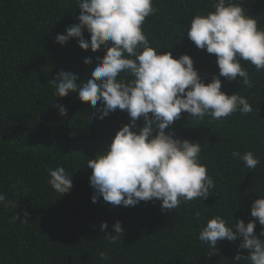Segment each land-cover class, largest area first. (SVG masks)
<instances>
[{"label": "trees", "instance_id": "obj_1", "mask_svg": "<svg viewBox=\"0 0 264 264\" xmlns=\"http://www.w3.org/2000/svg\"><path fill=\"white\" fill-rule=\"evenodd\" d=\"M214 2L153 0L155 12L143 25L153 48L176 58L190 55L206 83L219 74L217 58L197 48L187 30L195 15L214 10ZM235 2L264 29V0ZM79 14L76 0H0V194L16 203L0 204V264H232L240 240L221 241L213 255L198 236L215 216L229 226L235 220L249 222L252 202L264 197V72L241 62L252 88L220 77L222 91L246 97L252 113L199 120L185 112L167 130L200 142L201 162L215 181L214 195L183 202L171 212H162L159 200L124 207L100 197L93 203L92 170L86 164L108 149L130 117L118 109L101 120L77 93L55 94L50 81L61 70L77 74L80 81L91 79L97 57L107 51L106 46L96 53L85 51L76 38L64 46L56 42L57 35L79 23ZM84 37L90 41L87 30ZM88 57L91 65L84 63ZM56 104L67 109L66 116ZM247 151L260 160L254 170L232 156ZM58 166L73 173V187L63 197L48 183L47 169ZM16 214L28 223L13 219ZM117 221L125 235L110 244L104 236L114 233ZM103 222L108 228L101 231ZM261 230L257 221V235ZM101 252L109 259H101Z\"/></svg>", "mask_w": 264, "mask_h": 264}, {"label": "clouds", "instance_id": "obj_2", "mask_svg": "<svg viewBox=\"0 0 264 264\" xmlns=\"http://www.w3.org/2000/svg\"><path fill=\"white\" fill-rule=\"evenodd\" d=\"M80 10L79 23L70 25L66 34L56 36V42L66 45L78 40L79 47L96 53L102 46L107 51L97 57V66L91 79L80 81L77 74L61 70L51 79L59 98L77 93L78 99L95 110L92 115L103 120L116 110L126 111L130 122L115 134L108 149L89 159L86 166L92 170L90 185L94 189L91 199L100 197L112 206H136L143 202L161 201V211L171 212L183 202L207 200L214 195V178L201 162L200 142L181 139L171 125L188 113L190 118L203 120L206 116L215 120L227 119L239 111L252 113L254 108L248 99L238 93L229 95L222 91L224 77L238 80L242 86L252 88L248 70L242 61L250 63L258 72H264V29L235 0H215L213 11L195 15L187 30V38L195 46L216 56L219 74L206 83L193 58L184 54L179 58L171 51L153 48L143 25L155 12L153 0H76ZM84 30L90 34L85 39ZM84 63H93L90 57ZM99 105V106H98ZM62 116L67 115L63 105L56 104ZM143 119V125L138 121ZM139 129L138 131L135 129ZM232 156L242 160L251 170L260 163L259 158L247 151ZM48 183L53 190L68 194L73 187L72 174L58 166L47 169ZM15 202L7 201L0 194V204L5 207ZM28 213H25L27 217ZM197 220L200 212L195 213ZM251 217L231 226L221 216L207 220L198 240L217 254V245L224 240H240L238 252L232 264H264V197L254 199ZM13 219H22L16 214ZM257 221L262 230L257 235ZM101 231L108 223L101 224ZM114 233L104 237L115 244L125 235L121 221L112 225ZM243 250L248 254L244 255ZM101 259H109L106 252Z\"/></svg>", "mask_w": 264, "mask_h": 264}]
</instances>
